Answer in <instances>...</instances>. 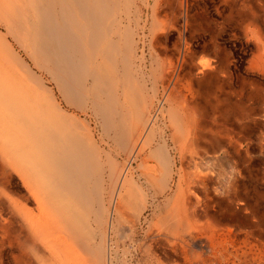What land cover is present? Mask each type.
<instances>
[{"label": "bare ground", "instance_id": "bare-ground-1", "mask_svg": "<svg viewBox=\"0 0 264 264\" xmlns=\"http://www.w3.org/2000/svg\"><path fill=\"white\" fill-rule=\"evenodd\" d=\"M250 1L220 0L228 21ZM194 7L0 0V166L31 196L0 179V264H264V159L243 144L259 125L264 158V90L231 88L218 37L195 43L213 21Z\"/></svg>", "mask_w": 264, "mask_h": 264}, {"label": "rangeland", "instance_id": "rangeland-1", "mask_svg": "<svg viewBox=\"0 0 264 264\" xmlns=\"http://www.w3.org/2000/svg\"><path fill=\"white\" fill-rule=\"evenodd\" d=\"M194 3V10H205L208 12L210 19L213 21V23L209 24L210 26L207 31L199 32L195 35V43L200 46L204 41L210 42L212 38L218 37L220 45H222L223 49L228 53L229 56L230 67L233 73V82L231 88L237 91H241L242 88L244 91H250L253 88L251 83L252 81H255L258 83V85H260V89L264 90V71L259 70V65L264 63V8L262 7L259 0H251L249 3L251 6L249 9L251 10L246 8L245 12L240 15H236V12H234V15L236 16L233 17L234 19L230 18L229 21V17L226 16L231 13L230 7L221 5L220 0H194ZM251 11H254L256 14L254 17L250 15ZM224 19H226V22H224ZM243 19L245 20L243 21ZM248 23H252V26L248 25ZM245 24L248 26H246L244 29ZM179 25L181 27L183 26L182 24ZM180 32L181 28L179 27L177 31L174 30L170 33L168 40L170 47L177 44ZM187 35L189 36V32ZM143 46L145 47L144 43H141V50L144 49ZM145 50L148 53L147 46ZM149 88L150 85L148 86V89ZM158 97H162V89ZM233 99L243 100L242 94L238 93L237 96L232 98V100ZM244 100H247L246 97ZM157 111L158 110H156L154 113H157ZM82 118L86 119L91 124V129L95 135V139L99 141L102 147L105 149H109V147L111 148L110 141L107 137L103 136V128L100 119L92 113H89L88 115H82ZM163 123L165 124V119L159 115L158 121H156L154 125L156 137L159 139V137L165 134L166 138L169 139L171 131L167 130ZM248 126L251 128L245 134V137L249 140H245V143L243 142V144L245 145V148H251V152L254 157V165L256 167H260L264 158L261 153L258 152L259 143L258 140H256V134L258 129L261 128L259 125L254 123ZM248 143L251 144L249 145ZM0 169V179L3 177L6 182H9L6 185L8 187V192H10L11 195H14L15 197L26 195L31 199V196L29 195L22 179L18 174L11 170L4 168L2 169L1 166ZM259 190L264 191V186ZM163 199L164 198H162V200ZM260 205V211L264 212V203L261 202ZM28 207L29 209L33 210L35 214H37L38 210L36 208V203L33 200H30ZM208 257L206 256V258ZM212 258L213 256H211V259Z\"/></svg>", "mask_w": 264, "mask_h": 264}]
</instances>
